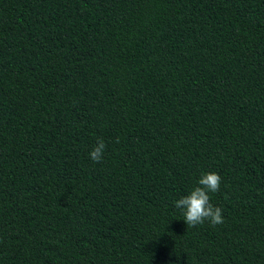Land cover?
I'll list each match as a JSON object with an SVG mask.
<instances>
[{
  "label": "trees",
  "instance_id": "16d2710c",
  "mask_svg": "<svg viewBox=\"0 0 264 264\" xmlns=\"http://www.w3.org/2000/svg\"><path fill=\"white\" fill-rule=\"evenodd\" d=\"M0 264H264V0H0Z\"/></svg>",
  "mask_w": 264,
  "mask_h": 264
},
{
  "label": "clouds",
  "instance_id": "9594fccd",
  "mask_svg": "<svg viewBox=\"0 0 264 264\" xmlns=\"http://www.w3.org/2000/svg\"><path fill=\"white\" fill-rule=\"evenodd\" d=\"M118 142V141H117ZM106 144L102 138L89 153L93 162L102 160ZM221 177L216 172L203 173L198 185L188 195L175 201V207L182 211L183 221L188 227H195L208 221L211 226L222 224V209L211 203L209 193H216L220 188Z\"/></svg>",
  "mask_w": 264,
  "mask_h": 264
}]
</instances>
